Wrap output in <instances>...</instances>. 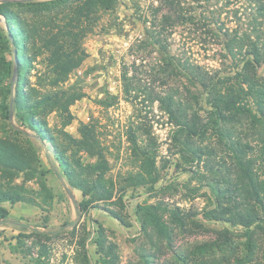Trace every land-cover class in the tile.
<instances>
[{"label":"rangeland","instance_id":"obj_1","mask_svg":"<svg viewBox=\"0 0 264 264\" xmlns=\"http://www.w3.org/2000/svg\"><path fill=\"white\" fill-rule=\"evenodd\" d=\"M56 1L37 0L35 6L11 7L30 32L27 45L33 60L26 89L35 100L43 101L34 114L42 130L35 133L14 115L8 121L0 114V138L21 147L32 163V169L24 172L0 168V190L18 192L22 197L20 202L0 205L8 211L7 219L14 222L0 223V264H101L95 244L99 227L106 239L117 245L119 264H182L185 257L194 261L231 255H238L245 264H264V222L251 227L248 237L240 226L205 217L218 205L228 213L235 204L245 203L233 192L237 160L228 148L231 142L243 145L245 160L264 181V124L251 96L245 95V90L239 92L243 98L239 108L244 115L220 127L214 125L216 116L207 95L201 89L193 90L199 100L197 106L191 99H182L198 112L205 132L190 139L185 129L169 122L157 103L146 101V93L135 101L128 99L121 81L123 65L132 63L126 50L142 37L145 20L152 19L159 0H118L113 11L96 10L88 16L79 14L82 4ZM181 3L193 8L190 15L195 16V22L173 28L172 50L184 53L189 63L214 75L215 82L230 77L231 82L217 86V90L236 88L235 74L252 59L229 57L223 34L233 37L237 33V37L248 36L252 41L258 36L255 42L264 56V26L258 25L259 19L254 21L258 18L255 5L247 0ZM200 6L211 10L205 12L206 22L216 35L201 34L197 22ZM10 27L11 23L0 17V37L6 42L1 52L11 67V74L0 67V102L6 103L22 79L15 72V44L7 36ZM244 41L243 52L248 49ZM68 60L74 66L67 74L62 73L60 66ZM156 62L136 59L134 75L141 88L162 94L167 86L150 72ZM255 71L264 77V64ZM169 84L185 96L179 80ZM83 126L95 133L97 151L108 164L103 184L112 193L107 201L94 196L87 210L79 207L82 194L67 182L56 160V150H61L74 167L77 163L96 164V155L82 152L75 144ZM130 133L135 134L136 144L129 141ZM139 150L150 153L152 176L157 177L154 184L131 186L127 182L129 177L143 173ZM95 179L93 176L90 181ZM150 205L161 207L159 214L173 230L170 241L158 237L151 228L141 227L137 209ZM172 211L182 219V226L175 224ZM32 230L51 233V237L34 235Z\"/></svg>","mask_w":264,"mask_h":264},{"label":"trees","instance_id":"obj_2","mask_svg":"<svg viewBox=\"0 0 264 264\" xmlns=\"http://www.w3.org/2000/svg\"><path fill=\"white\" fill-rule=\"evenodd\" d=\"M247 1L255 5L254 10L258 18H254V21L257 22L259 19L258 25L264 26V0ZM56 2L82 4L81 13L79 14L88 16L89 13L96 10L113 11L118 0H58ZM37 4V0H0V17L11 23L7 36L9 42L15 44L12 54L14 57V51L17 52V72L22 75L21 84L16 87L15 95L11 101L8 103H6V100L0 102V114L8 121L14 115L23 125H26L33 132L41 134L40 131L42 129L39 122L34 120V114L42 107L43 101L38 102L35 100L31 95L32 92L26 89L28 82L26 78L29 73L30 63L33 60L29 57L27 45L30 32L27 31V26L23 19L11 11V7L14 5L35 6ZM159 5L154 9L152 19L145 20L142 37L130 43L126 50L127 58L132 59V63L128 66L124 64L121 71V81L123 82L124 93L127 98L135 101L139 98V94L146 93L147 97H144L146 101L150 104L157 103L159 109L167 115L169 122L185 129L187 136L191 139L202 137L205 131L198 112L182 98L191 99L193 104L197 106L199 100L192 91L197 88L201 89L207 95V103L214 109L216 116L214 125L224 127L226 122L235 121L238 117L244 115L245 111L239 108L243 100L239 92L245 90V95L247 93L253 99L254 110L264 124V77H259L255 71V68L264 64V60H262L264 59V56H262L263 52L258 47L257 42H255L258 41L259 37L256 36V40L252 41L248 36L237 37V33L233 37H230L229 33L223 34L224 50L229 57L236 59L239 55L242 56V59H252V61L246 62L241 71L235 74L236 88L229 86L225 91L217 90V86L220 85L221 87L230 83V77L223 79V81L217 79L215 82L214 75H209L201 67L192 65L186 60L188 58L184 56V53H176L171 48L175 33L173 28L181 23L193 24L195 22V16L190 15L193 8H185L182 6L181 0H159ZM200 8L202 11L197 22L201 28V34L203 36L216 35L211 24L206 22L205 12L209 13L211 10L205 6H200ZM203 10L204 13H202ZM218 24L219 21H216L215 25ZM221 30L222 28L220 27V33ZM245 39L248 43V49L243 52L246 47ZM5 44L6 42L0 37V67L6 69L7 74H11L10 64L5 63L6 59L1 52ZM136 59H141L143 62L146 59H157V62L152 64L150 72L157 77L162 86H167L165 93L160 94L153 90L147 92L149 88H141L140 84H138L140 81L134 75L138 68ZM13 60L15 61V59ZM73 66L72 62L68 60L67 64L64 63L60 68H62V73L67 74L72 70ZM174 80H179L182 83L185 96L181 95L183 92H179L178 88H171L173 86L169 83L174 82ZM16 133L21 134L20 131ZM79 134L80 138L75 141L76 146L90 156L96 155V164L83 166L77 163L74 167L67 162L65 153L61 150H56V160L60 161V165L63 167V175L66 177L67 182L82 194L83 200L79 207L82 210H87L94 196H99V200L107 201L111 199L112 193L103 184V176L108 170V164L103 155L97 151L99 146L93 129L89 126H83L79 130ZM128 139L131 143L136 144L134 133H130ZM261 144L264 145V141ZM242 146L240 142H231L228 148L235 154L237 160L236 183L233 192L236 197L241 198L245 203L235 204L233 210H229L228 213L225 210H220L218 205L214 210L209 211L205 217L210 220L225 221L232 225L240 226L245 229V235L249 237L252 234L250 228L255 224L260 227V224L264 222V181L260 180L253 170L250 161L245 160V151ZM140 152L141 150L138 151V154L143 156V173L127 179L131 186H143L148 182L154 184L157 180L156 176H152L155 174L153 171L154 163L149 157V151L142 150ZM0 168L24 172L32 169V163L30 157L21 147L0 138ZM93 176L96 179L91 182L90 180ZM215 192L220 194L217 189ZM221 194L223 195L224 193L221 192ZM21 200L22 197L18 192L6 193L0 190V205L4 202L14 204ZM160 211L161 207L159 205L138 207L139 222L143 229L151 228L158 237L170 241L173 230L165 223L163 217L159 214ZM112 214L115 219L122 221L120 216L115 213ZM171 214L175 224L182 226V219L174 211ZM7 218L8 211L0 206V223H14ZM14 225L17 226L16 224ZM31 233L34 235L39 234L45 239H50L51 237V233H39L35 230H32ZM225 233L228 234L227 232ZM96 234L95 244L100 255V263L119 264L117 245L106 239L104 230L101 227L96 231ZM182 264H245V262L238 255H231L220 259H199L194 261H188L185 257Z\"/></svg>","mask_w":264,"mask_h":264},{"label":"water","instance_id":"obj_3","mask_svg":"<svg viewBox=\"0 0 264 264\" xmlns=\"http://www.w3.org/2000/svg\"><path fill=\"white\" fill-rule=\"evenodd\" d=\"M14 57H15V61H14L15 62V72H17V68H16V65H17L16 64V52L15 51H14Z\"/></svg>","mask_w":264,"mask_h":264}]
</instances>
